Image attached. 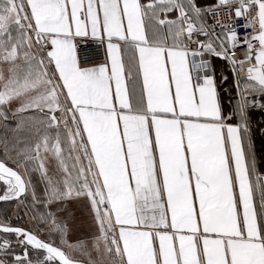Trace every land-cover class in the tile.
I'll return each instance as SVG.
<instances>
[{"label":"snow or ice","instance_id":"1","mask_svg":"<svg viewBox=\"0 0 264 264\" xmlns=\"http://www.w3.org/2000/svg\"><path fill=\"white\" fill-rule=\"evenodd\" d=\"M253 110L264 0H0V264H264Z\"/></svg>","mask_w":264,"mask_h":264},{"label":"trees","instance_id":"2","mask_svg":"<svg viewBox=\"0 0 264 264\" xmlns=\"http://www.w3.org/2000/svg\"><path fill=\"white\" fill-rule=\"evenodd\" d=\"M252 119L254 121V123H259V121L264 118V113L260 112L259 110H253L252 113ZM0 131H2V129H0ZM262 143H264V137H261L257 131V135H256V144H257V149H258V153H259V150L261 148V145ZM262 167H264V164L261 165ZM2 194V193H0ZM2 206V205H0ZM13 224L14 226L17 225V224H24V221H13ZM24 226H27L26 224H24Z\"/></svg>","mask_w":264,"mask_h":264},{"label":"rangeland","instance_id":"3","mask_svg":"<svg viewBox=\"0 0 264 264\" xmlns=\"http://www.w3.org/2000/svg\"><path fill=\"white\" fill-rule=\"evenodd\" d=\"M86 232H87L86 228L76 226L75 228H73V230L70 231L69 236L71 239L83 238Z\"/></svg>","mask_w":264,"mask_h":264},{"label":"built area","instance_id":"4","mask_svg":"<svg viewBox=\"0 0 264 264\" xmlns=\"http://www.w3.org/2000/svg\"><path fill=\"white\" fill-rule=\"evenodd\" d=\"M102 58L101 56H94L93 59H100Z\"/></svg>","mask_w":264,"mask_h":264}]
</instances>
